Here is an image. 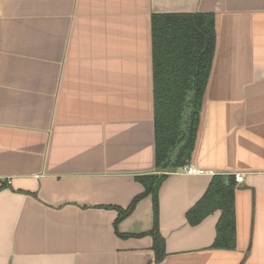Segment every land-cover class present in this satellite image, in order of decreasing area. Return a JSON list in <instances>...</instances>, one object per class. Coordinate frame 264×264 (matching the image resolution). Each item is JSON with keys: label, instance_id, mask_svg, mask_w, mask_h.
<instances>
[{"label": "crops", "instance_id": "obj_1", "mask_svg": "<svg viewBox=\"0 0 264 264\" xmlns=\"http://www.w3.org/2000/svg\"><path fill=\"white\" fill-rule=\"evenodd\" d=\"M198 12L216 48L188 164L214 174L156 161L152 16ZM236 173L237 245L214 248L221 211L187 213ZM148 174L160 261L152 194L116 223ZM0 264H264V0H0Z\"/></svg>", "mask_w": 264, "mask_h": 264}, {"label": "trees", "instance_id": "obj_2", "mask_svg": "<svg viewBox=\"0 0 264 264\" xmlns=\"http://www.w3.org/2000/svg\"><path fill=\"white\" fill-rule=\"evenodd\" d=\"M216 48L215 15L212 12L168 13L152 16V58L155 107L157 166L175 171L188 164L196 146L205 92ZM190 92L193 95L188 99ZM191 107L186 131L183 127L186 106ZM166 174L138 176L145 190L127 209H120L116 223L128 217L145 196L154 197V238L157 260L165 256V239L159 231L157 194ZM233 174H215L204 196L187 217L199 224L216 210L221 211L214 248L234 249L237 245Z\"/></svg>", "mask_w": 264, "mask_h": 264}, {"label": "built area", "instance_id": "obj_3", "mask_svg": "<svg viewBox=\"0 0 264 264\" xmlns=\"http://www.w3.org/2000/svg\"><path fill=\"white\" fill-rule=\"evenodd\" d=\"M174 173H183V174H214L215 172L212 170H206L204 168L197 167L192 164H186L177 170L173 171ZM244 173H236L235 179L237 183H241L244 181Z\"/></svg>", "mask_w": 264, "mask_h": 264}, {"label": "rangeland", "instance_id": "obj_4", "mask_svg": "<svg viewBox=\"0 0 264 264\" xmlns=\"http://www.w3.org/2000/svg\"><path fill=\"white\" fill-rule=\"evenodd\" d=\"M192 95H193V92H190V94L188 95V99H190V98L192 97ZM186 110L188 111V112L186 113L187 116H188V113L190 112L191 107H190L189 105H187V106H186Z\"/></svg>", "mask_w": 264, "mask_h": 264}]
</instances>
